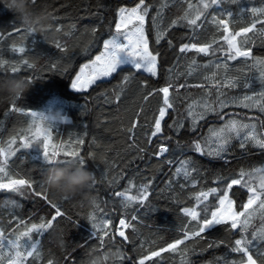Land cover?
<instances>
[{
  "label": "trees",
  "instance_id": "obj_1",
  "mask_svg": "<svg viewBox=\"0 0 264 264\" xmlns=\"http://www.w3.org/2000/svg\"><path fill=\"white\" fill-rule=\"evenodd\" d=\"M136 2L137 0H29L28 6L32 12L43 11L49 15L50 19L46 22L48 31L56 32L59 42L67 50L61 52L55 46H48L43 42L40 34H33L29 37L26 43V52L23 54L13 52L11 47L14 42L21 43L20 34L9 36L8 33L13 31L14 27H23L24 29L26 27L15 18L12 12L6 10L3 4H0V32L4 33L5 36V40H0V58L10 62H19L21 59L28 58L30 63L34 64L35 62L33 68L22 65V70L15 73L16 75L0 70V81L13 78H25L26 82L28 81L31 88L22 98L15 99L17 107L25 111H41L49 108L62 109L71 118V124L54 128L53 140L55 144L61 145L62 142L68 143L79 138L84 139L85 143L76 145V147L79 148L81 156L85 160V168L95 175L96 184L89 189V192L95 196L96 203L99 204L98 209L81 196L68 201L64 200L57 192L46 190L42 185V177L47 165L43 162L42 149L39 144L29 149L20 148L16 155L10 158L8 170L14 177L30 178L35 183L32 190L24 189V198L18 193L0 189V228L4 230L5 236L15 239L26 227L32 223H39L41 217L50 218L54 214V209L50 207L48 202L40 195H34L33 192L46 191L48 199L59 203L62 211L66 214L65 217L59 218L55 222L56 226L44 235L42 255L39 258L35 256L28 258L25 264H37L38 262H40L38 264H48L49 260H52L54 264H86L90 254L109 249L123 252V258H120L116 264H136L140 257L148 254V251L158 250L160 247L182 237L183 234L179 230L187 223L188 218L182 214L181 209L194 206V193L216 187L217 184H214L213 181L217 177L236 178L241 169L247 171L264 165V149L256 148L253 145H247L242 149L235 138L227 146L222 158L209 156L207 150L204 154H200L194 149V142L197 141L204 143L207 149L206 141L214 139L210 129L220 128L226 119H237L239 116H244L245 113L239 106L229 104L221 111L218 104H214L216 112L209 111L205 119L199 120L195 131L192 130V120L187 116L186 111L187 105L193 100L208 98L215 102L218 95L220 99L230 100L233 97L248 95L255 89H261L264 84L258 77L260 71L264 69L255 65L254 61L256 58L264 59V37L250 33L253 40L245 47L252 49L254 59L240 58L235 61H226L220 52L208 57L195 52H179L182 44L212 43L214 37L218 39L223 35V32H218L217 26L212 23L214 14L219 15L218 13L225 9L237 13L235 21L230 26L234 30H239L251 22L250 13H246L244 19L240 18V9L264 7L263 0H236L234 3L232 0H225L219 8L213 6L206 10L203 20L198 21L201 27L193 31L185 21L181 20L180 26L171 28L166 38L159 44L156 43V28L151 20L156 9H161L162 21L160 23L163 27H167L173 19L184 14L188 4L186 0H168V6L162 8L164 0H147L152 8L150 9V17L146 20L145 29L149 37V45L151 44L150 50L153 54H158L157 75L153 77L142 71L137 72L135 69L126 67L123 71L96 82L87 91L74 92L71 90L72 81L78 74L80 67L99 55L103 50V40L109 37L110 29L114 32V22L117 19L115 13H117L118 8L121 6L132 7ZM192 2L195 4L197 0H192ZM194 12L195 9H192L190 15ZM61 25H63V30L57 32L56 28ZM73 25H75L74 29ZM94 26H98L97 38L90 44L93 39L90 30ZM257 27L259 28L260 25ZM65 32H71V35H65ZM169 40H171V44L168 43ZM220 43L223 44V41ZM217 46L219 45H214V47ZM223 46L227 47L226 45ZM86 47L87 52L84 51ZM191 58L197 60L198 67L189 75ZM246 61L248 62L246 63ZM217 63L221 65L228 63L227 73L223 67L216 69L214 65ZM205 64H208V67H204ZM129 70L134 73V76L121 91V81L124 74H128ZM213 72L217 73L216 79L222 82L226 75L239 77L240 87L227 89L225 87L219 89L212 87L211 80L205 79V77ZM245 79L250 80L253 86L245 89L243 87ZM186 81L187 83H185ZM145 82H147L146 88L144 87ZM168 83L177 86L185 84V87L179 90V94L176 93L175 88L170 90L175 98V110H169L170 114L162 122L164 127L161 138H153V143L149 145L148 135L152 131L153 116L158 115V108L162 105L163 96L162 93H157L150 97L147 102L144 101L143 96L154 89L166 86ZM196 84L204 85V87L190 88L188 86ZM208 91L211 93L210 97L207 96ZM117 93H120L118 102L116 100ZM12 101L13 99L8 98L6 94H0V143L2 142L0 146L2 147H7L8 141L14 136L17 137V144H19V136L28 134L26 130L30 117L12 111ZM17 101L20 103L17 104ZM141 107H143L144 112L139 117L140 127L135 129V146H133V140L129 139L128 129L131 127L132 121L136 119V113ZM221 115L224 116V119L220 118ZM247 118L261 119L260 114L257 113H252ZM173 121L177 124L183 123L184 126L179 129L167 127ZM8 122L10 123L8 124ZM164 137H171V139H163ZM161 142L167 144L170 151L164 157L157 158L154 155L156 150L158 151L156 144ZM140 148H144L145 151L141 152ZM60 159L67 158L60 157ZM184 159L190 160L192 166L197 169L188 181H185L183 176L176 177L174 175L176 167H179L180 161ZM166 160H172L173 163L169 164ZM124 163L126 164L124 165ZM69 164L60 166H80L78 161ZM32 166L34 167L33 170ZM23 169L25 172L22 171ZM145 178L151 182V196L149 195L147 205L145 207L136 205L127 210L122 209L120 199L115 198L113 193L124 191L128 187L129 181H133L138 186L145 182ZM193 181L196 186L192 188ZM4 182H7V178L4 179ZM180 184H184L185 187L182 188ZM220 186L223 187V182ZM133 192H135V188H133ZM25 194L32 195L28 197ZM231 196L241 208L243 203L247 201L246 189L234 186ZM26 197L29 200H25ZM89 213H95L98 217L108 214L115 226L122 218V214H126L129 220L135 214L138 216V221H132V223L136 225V231L126 230L129 241L116 237L115 242H113L111 238H106L103 246H101L97 239L90 237L91 224L87 219ZM16 218L24 221V223H18ZM261 225L262 220L258 215L249 228V238H251V233L259 229ZM225 229L226 226L218 225L206 232L204 239L197 238L187 241L186 244L189 246L186 257L187 264H230L232 260L238 261L242 254L238 255V253L232 252L231 248L234 247V240L240 237V233ZM219 241H224V243L216 246ZM78 242L79 244H77ZM209 244L213 246L208 247ZM183 247L182 245L181 248ZM262 252H264V241H254L253 255L260 261V264H264V257L259 255ZM162 257V260L154 259L146 262V264H182L179 254L165 252L162 253ZM7 260L8 257L6 256L3 264H7Z\"/></svg>",
  "mask_w": 264,
  "mask_h": 264
},
{
  "label": "snow or ice",
  "instance_id": "obj_2",
  "mask_svg": "<svg viewBox=\"0 0 264 264\" xmlns=\"http://www.w3.org/2000/svg\"><path fill=\"white\" fill-rule=\"evenodd\" d=\"M186 2L188 8L184 14L173 19L167 27H163L160 23L162 21L161 9H156L155 15L151 16L152 23L156 28L157 44L166 38L171 28L180 26L181 20L185 21L193 31L201 27L198 21H201L205 17L206 10L213 6L219 8L225 0H197L195 4L192 0H186ZM232 2L234 3L236 0H232ZM167 6L168 0H164L161 7L166 8ZM151 8L152 5L147 0H137L132 7L121 6L118 8L116 13L117 19L114 22V32L110 29L109 37L103 40V51L99 55H96L90 63L80 68L79 74L72 81L71 87L74 91H86L89 86L95 84L98 80L111 77L119 71H123L126 67L135 69L137 72L143 70L153 77L157 75L158 54H153L150 50L149 37L146 35L145 29L146 20L150 17ZM192 9H195V12L190 15ZM246 13L251 14V22L239 30H234L230 26L235 21L237 13L225 9L219 15L214 14L212 16V23L217 26L218 31L223 32V35L218 39L214 37L212 43L199 45L196 43L182 44L179 52H195L205 57L214 56L217 52H220L226 61H235L240 58H244L245 60L254 59L252 49L245 47V45L253 40V36L249 35L250 33L253 35L259 34L264 37V7L241 8L239 12L240 18L244 19ZM257 25H260V27L258 28ZM72 27L74 29L75 25ZM62 30L63 25L56 28L57 32ZM90 31L93 38L90 41L91 44L97 38L98 26L92 27ZM17 33L20 34L21 43L17 44L14 42L11 46L12 51L23 54L26 52V43L29 37L33 35V31L31 29L25 30L23 27H14L13 31H10L8 35L12 36ZM65 35H71V32H65ZM4 38V33L0 32V40ZM221 41H223V44L220 43ZM168 43L171 44V40ZM214 45L219 46L214 47ZM55 47L61 52L67 50L59 41H57ZM84 51L87 52V47ZM254 62L255 65H259L264 69V59L256 58ZM22 65H26L28 68L34 67V64L30 63L27 59H21L19 62H10L0 58V70L2 71L15 74L22 70ZM214 66L216 69L223 67L226 73L229 69L228 63H224L223 65L217 63ZM53 67H55V64H53ZM197 67L198 62L193 58L189 65L190 71L188 74L190 75ZM204 67H208V64H205ZM133 76L134 73L130 70L128 74L124 75L120 84L121 91ZM216 76L217 73L213 72L205 77V79L211 80L212 87H216L217 89L220 87H240L239 77H228L226 75L222 82L216 79ZM260 80L264 84V70L260 71ZM188 86L204 87L201 84ZM252 86V82L245 79L243 87L250 88ZM144 87H147V82L144 83ZM184 87L185 84L177 86L168 83L166 86L154 89L143 96L145 102L149 101V98L157 93H162L163 96L162 105L158 108V115L153 116L152 131L148 135L149 145L153 143V138H161L164 127L162 122L170 114L169 110H175V98L170 90L175 88L176 93L179 94V90ZM210 95L211 93L208 91L207 96L210 97ZM256 97H259V99ZM119 99L120 93H117V102ZM214 104H218L221 111L228 107L229 104H236L239 107L249 109L257 107L261 112H264V90L254 92L251 95L245 94L243 97H233L230 100L220 99L219 95L215 102L208 98L193 100L186 108L187 116L192 120L193 131L196 130L199 120L205 119L209 111L216 112ZM11 110L30 117V120L26 130L28 134L19 136V144H17V137H12L8 141L7 147L0 146V189L23 195L24 189L32 190L34 188L35 182L32 179L14 177L8 170L10 158L15 156L20 148L29 149L39 144L42 149L44 164H51L55 161L60 165H66L73 161H78L80 167H85V160L81 156L79 148L76 147V145H83L85 143L83 138H79L74 142H62L61 145H57L54 143L52 135L54 128L45 127L41 120L38 119L39 113L36 111H25L17 107L15 99L12 101ZM143 112L144 109L141 107L136 113V119L132 121L131 127L128 129L130 133L129 139L133 140V146H135V129L140 127L139 117ZM220 118L224 119V116L221 115ZM183 126V123L177 124L175 121L167 125V127L177 129ZM210 132L214 139L206 141L207 149L204 143L200 141L194 142L196 152L204 154L207 150L209 156L222 158L223 153L226 152L227 146L233 138L240 140V147L242 149L249 142L255 147L264 149V135L260 134L256 123H246L232 118L227 119L220 128L210 129ZM163 139H171V137H164ZM157 148L158 151L154 153L157 158L164 157L170 151L169 146L163 142L157 144ZM140 151L144 152L145 149L140 148ZM60 157L67 159H60ZM166 162L169 164L173 163L172 160H166ZM196 171L197 169L192 166V162L184 159L180 161V166L176 167L174 175L176 177L183 176L184 180L188 181ZM5 178H7V182H4ZM222 182L223 187L220 186ZM150 183L147 178H145V182L138 186L133 181H129V185L124 191H115L113 195L120 199L122 209L127 210L136 205L145 207L149 201ZM213 183L217 184V186L211 187L208 190H200L193 194V199L195 200L194 206L181 209L182 214L188 218L187 223L179 230L183 234L182 237L168 243L164 247H160L158 250L148 251V254L140 257L136 264H146V262L153 261L154 259L162 260V253L165 252L179 254L182 264H187L186 257L189 252V246L186 242L196 240L197 238L204 239V234L218 225L226 226V231H238L240 233V237L234 240V247L231 248V251L242 254V257L238 261L232 260L230 264H260V261L253 255V250L254 241H264V165L247 171L241 169L236 178L217 177ZM95 184L96 180L91 187ZM191 186L195 187L196 183L193 181ZM234 186L246 189L247 191V201L243 203L242 208L231 196ZM181 187L183 188L185 185L181 184ZM133 188H135V192H133ZM33 194L40 195L41 198L45 199L50 207L54 209V214L50 218L41 217L39 223H32L24 231L20 232L15 239L5 236L4 230L0 228V264H3L6 256L8 257L7 264H25L26 260L30 257L35 256L39 258L42 255V239L44 235L56 226L55 222L59 218L66 215L59 203L48 199L46 191L40 193L33 192ZM94 206L99 209L98 203L95 202ZM258 215L262 220V225L256 231H253L251 238H249V228L252 226V221ZM16 219L18 223H24L19 218ZM87 219L91 224L90 237L97 239L100 245L103 246L106 238H111L113 242H115L116 237L129 241L126 230L131 229L132 231H136L135 224L132 221H138V216L133 214L131 220H129L126 214H122L118 227L114 225L113 220L108 214L98 217L95 213H89ZM153 243L155 242L153 241ZM222 243L224 241H219L216 246ZM182 245L184 246L183 248H181ZM212 246V244L208 245V247ZM259 255L264 257V252ZM122 258L123 254L121 255ZM48 264H54V262L49 260Z\"/></svg>",
  "mask_w": 264,
  "mask_h": 264
},
{
  "label": "clouds",
  "instance_id": "obj_3",
  "mask_svg": "<svg viewBox=\"0 0 264 264\" xmlns=\"http://www.w3.org/2000/svg\"><path fill=\"white\" fill-rule=\"evenodd\" d=\"M29 0H0L5 9L12 12L15 18L33 34H40L43 42L48 46H55L59 41L57 33L48 31L46 22L50 19L45 12H32L28 6ZM31 88L24 78H13L0 81V94H6L10 99L22 98ZM38 119L45 127H60L72 123L71 118L62 109L49 108L36 111ZM47 168L42 177V185L46 190L55 191L64 200L71 201L77 196L83 197L91 204H95L96 198L89 189L95 182V175L85 167L60 166L53 161L46 164ZM51 230V229H50ZM122 253L118 250H106L92 253L87 258L86 264H116Z\"/></svg>",
  "mask_w": 264,
  "mask_h": 264
},
{
  "label": "bare ground",
  "instance_id": "obj_4",
  "mask_svg": "<svg viewBox=\"0 0 264 264\" xmlns=\"http://www.w3.org/2000/svg\"><path fill=\"white\" fill-rule=\"evenodd\" d=\"M264 1V0H263ZM260 2V1H259ZM116 14V13H115ZM180 14V13H179ZM219 14V13H218ZM207 18V17H206ZM209 18V17H208ZM203 20V19H202ZM206 20V19H205ZM182 22V21H181ZM201 23V22H200ZM203 23V22H202ZM242 24V23H241ZM201 25V24H200ZM209 25H211V24H209ZM238 26V25H237ZM212 27H214V26H212ZM26 29V28H25ZM214 32V31H213ZM219 32V31H218ZM149 33V32H148ZM250 35V34H249ZM190 36V35H189ZM216 36V35H215ZM259 36V35H258ZM18 38V37H17ZM67 38V37H66ZM70 38H71V36H70ZM194 38V37H193ZM7 39V38H6ZM72 39V38H71ZM171 39V38H170ZM5 40V39H4ZM203 40V39H202ZM264 40V39H263ZM3 42V41H2ZM39 42V41H38ZM204 43V42H203ZM33 45V44H32ZM151 45V44H150ZM69 47V46H68ZM103 47V46H102ZM152 47H153V45H152ZM179 53V52H178ZM85 54V53H84ZM194 54V53H193ZM42 55V54H41ZM179 55V54H178ZM185 55V54H184ZM191 55V54H190ZM195 55V54H194ZM200 55V54H199ZM185 57V56H184ZM262 57V56H261ZM164 58V57H163ZM28 59V58H27ZM181 59V58H180ZM192 59V58H191ZM197 59H199V58H197ZM223 59V58H222ZM38 61H39V59H38ZM48 61V60H47ZM170 62V61H169ZM174 62V61H173ZM226 62V61H225ZM242 62V61H241ZM248 61H246V63H247ZM43 63V62H42ZM229 63V62H228ZM234 63V62H233ZM34 64H35V62H34ZM174 64V63H173ZM180 64V63H179ZM239 64V63H238ZM252 64V63H251ZM246 67V66H245ZM244 67V68H245ZM222 68V67H221ZM201 69V68H200ZM46 70H48L47 68H46ZM180 70V69H179ZM211 70H212V68H211ZM172 71V70H171ZM206 71V70H205ZM158 72V71H157ZM207 72V71H206ZM209 72V71H208ZM40 74V73H39ZM175 74V73H174ZM16 75V74H15ZM61 75V74H60ZM65 75V74H64ZM125 75V74H124ZM194 75V74H193ZM207 75V74H206ZM195 76V75H194ZM176 77V76H175ZM205 77V76H204ZM246 77V76H245ZM198 78V77H197ZM25 79V78H24ZM137 79V78H136ZM162 79V78H161ZM175 79V78H174ZM180 79V78H179ZM199 79V78H198ZM133 81V80H132ZM146 81V80H145ZM28 82V81H27ZM205 82V81H204ZM47 83V82H46ZM109 83V82H108ZM174 83V82H173ZM185 83H187V81L185 82ZM206 83V82H205ZM190 84V83H189ZM258 84V83H257ZM52 85V84H51ZM134 85V84H133ZM165 85V84H164ZM56 86V85H55ZM141 87V86H140ZM139 87V88H140ZM116 88V87H115ZM190 88H192V87H190ZM208 88H210V87H208ZM114 89V88H113ZM182 89V88H181ZM196 89V88H195ZM195 89H193V90H195ZM227 89V88H226ZM246 89V88H245ZM138 90V89H137ZM191 90V89H190ZM231 90V89H230ZM58 91V90H57ZM175 92V91H174ZM234 92V91H233ZM237 92V91H236ZM239 92V91H238ZM34 93H36V92H34ZM183 93V92H182ZM107 94V93H106ZM237 94H239V93H237ZM45 95V94H44ZM69 95V94H68ZM95 96V95H94ZM103 96V95H102ZM129 96V95H128ZM200 96V95H199ZM211 96V95H210ZM226 96V95H225ZM99 97V96H98ZM160 97V96H159ZM190 97V96H189ZM43 99H44V97H43ZM62 99V98H61ZM64 99V98H63ZM97 99V98H96ZM187 99V98H186ZM19 100V99H18ZM86 100V99H85ZM102 100V99H101ZM130 100V99H129ZM156 100V99H155ZM26 101V100H25ZM18 103H20L19 101H17V104ZM89 103V102H88ZM157 103V102H156ZM160 104V103H159ZM78 105V104H77ZM118 105V104H117ZM71 106V105H70ZM82 106H84V105H82ZM31 109V108H30ZM228 111V110H227ZM69 112V111H68ZM13 113V112H12ZM9 114H11V113H9ZM23 116V115H22ZM209 116V115H208ZM259 116V115H258ZM10 117H11V115H10ZM262 117V116H261ZM6 118H7V116H6ZM12 118V117H11ZM27 118V117H26ZM76 118V117H75ZM24 119V118H23ZM171 119V118H170ZM213 120V119H212ZM220 120V119H219ZM6 121H7V119H6ZM10 122H8V124H9ZM16 123H17V121H16ZM27 123V122H26ZM179 123V122H178ZM20 124V123H19ZM24 124V123H23ZM28 124V123H27ZM21 125V124H20ZM169 125V124H168ZM192 125V124H191ZM27 126V125H26ZM65 126V125H64ZM131 126V125H130ZM146 127V126H145ZM206 127V126H205ZM22 128V127H21ZM66 129V128H65ZM87 130V129H86ZM148 130V129H147ZM14 131V130H13ZM138 131V130H137ZM19 132V131H18ZM205 132V131H204ZM16 134H17V131L15 132ZM176 133V132H175ZM189 133H191V132H189ZM10 134V133H9ZM12 134V133H11ZM25 134H27V133H25ZM138 134V133H137ZM144 134V133H143ZM15 135V134H14ZM176 135V134H175ZM65 136V135H64ZM15 137V136H14ZM61 137H62V135H61ZM146 137V136H145ZM128 138V137H127ZM116 140V139H115ZM128 140V139H127ZM134 140H135V138H134ZM2 143V142H1ZM0 143V144H1ZM158 143V142H157ZM3 145V144H2ZM157 145V144H156ZM156 147V146H155ZM149 148V147H148ZM257 148V147H256ZM124 149V148H123ZM233 150V149H232ZM252 150V149H251ZM250 150V152H252ZM255 151V150H254ZM260 151V150H259ZM31 152V151H30ZM156 152H157V150H156ZM190 153V152H189ZM245 153V152H244ZM243 153V154H244ZM25 154V153H24ZM99 154V153H98ZM127 154H128V152H127ZM173 154V153H172ZM178 154V153H177ZM182 154V153H181ZM187 154V153H186ZM229 154V153H228ZM261 154V153H260ZM136 155V154H135ZM183 155V154H182ZM195 155V154H194ZM102 156V155H101ZM184 156V155H183ZM237 156V155H236ZM254 156V155H253ZM252 156V157H253ZM258 156H259V154H258ZM17 157V156H16ZM195 157V156H194ZM26 158V157H25ZM28 158V157H27ZM114 158V157H113ZM117 158V157H116ZM173 158V157H172ZM221 158V157H220ZM242 158V157H241ZM17 159V158H16ZM214 159V158H213ZM24 160V159H23ZM26 160V159H25ZM135 160V159H134ZM196 160V159H195ZM206 160H208V159H206ZM258 160V159H257ZM28 161V160H27ZM36 161V160H35ZM34 161V162H35ZM39 161H40V159H39ZM131 161V160H130ZM212 161V160H211ZM16 162V161H15ZM17 163H19V162H17ZM21 163V162H20ZM19 163V164H20ZM37 163V162H36ZM43 163V162H42ZM97 163V162H96ZM223 163V162H222ZM228 163V162H227ZM23 164V163H22ZM33 164V163H32ZM87 164V163H86ZM126 163H124V165H125ZM139 164V163H138ZM12 165V164H11ZM29 165V164H28ZM70 165V164H69ZM96 165V164H95ZM122 165V164H121ZM134 165V164H133ZM154 165V164H153ZM22 166V165H21ZM18 167V166H17ZM23 167V166H22ZM31 168V167H30ZM33 166H32V170H33ZM151 168V167H150ZM162 168V167H161ZM166 168V167H165ZM27 169V168H26ZM20 170V169H19ZM19 170H18V172H19ZM23 172H25L24 171V169L22 170ZM31 172V171H30ZM168 172V171H167ZM23 174V173H22ZM30 174V173H29ZM39 174V173H38ZM107 174V173H106ZM13 175V174H12ZM15 175V174H14ZM169 175V174H168ZM28 176V175H27ZM36 177H37V174H36ZM130 177V176H129ZM6 179V178H5ZM155 180V179H154ZM159 184V183H158ZM162 185V184H161ZM181 185V184H180ZM193 188V187H192ZM95 189V188H94ZM6 191V190H5ZM28 193V192H27ZM50 193V192H49ZM48 193V194H49ZM26 195V194H25ZM30 195H32V194H30ZM30 195L28 196V195H26V196H28V197H30ZM23 196V195H22ZM150 196H151V194H150ZM36 197V196H35ZM34 197V198H35ZM3 198H4V196H3ZM23 198H24V196H23ZM116 198V197H115ZM1 199V198H0ZM25 200H29V199H27V197L25 198ZM60 200V199H59ZM40 204V203H39ZM39 206V205H38ZM45 206V205H44ZM80 207H81V205H80ZM153 207V206H152ZM2 208V207H1ZM21 208V207H20ZM37 208V207H36ZM35 208V209H36ZM43 208V207H42ZM62 209V208H61ZM137 209V208H136ZM48 210V209H47ZM49 210L51 211V209L49 208ZM81 210V209H80ZM54 211V210H53ZM34 212V211H33ZM38 212H39V210H38ZM30 213H32V212H30ZM46 213V212H45ZM47 214H49V212H47ZM35 216V215H34ZM47 216V215H46ZM25 218V217H24ZM88 218V217H87ZM22 219V218H21ZM1 221V220H0ZM16 221V220H15ZM88 221V220H87ZM7 222V221H6ZM144 222V221H143ZM26 223H28V222H26ZM136 226V225H135ZM22 227V226H21ZM87 227V226H86ZM7 228V227H6ZM81 229V228H80ZM50 238H52V237H50ZM88 238V237H87ZM84 239V238H83ZM81 240V239H80ZM91 240V239H90ZM47 241H48V239H47ZM89 241V240H88ZM93 241H95V240H93ZM52 243H54L53 241H52ZM110 243V242H109ZM129 243V242H128ZM77 244H79V242L77 243ZM82 244V243H81ZM97 244V243H96ZM49 245H50V243H49ZM128 245V244H127ZM51 246V245H50ZM97 247V246H96ZM80 248V247H79ZM131 249V248H130ZM122 251V250H121ZM230 251V250H229ZM55 252V251H54ZM123 253V252H122ZM229 254V253H228ZM239 255V254H238ZM241 255V254H240ZM232 256V255H231ZM231 256H229V257H231ZM228 257V256H227ZM50 258V257H49ZM48 258V259H49ZM223 259V258H222ZM42 260V259H41ZM61 260V259H60ZM80 262V261H79ZM35 263V262H34ZM38 263H40V262H38ZM37 263V264H38ZM31 264V263H30ZM223 264V263H222Z\"/></svg>",
  "mask_w": 264,
  "mask_h": 264
},
{
  "label": "rangeland",
  "instance_id": "obj_5",
  "mask_svg": "<svg viewBox=\"0 0 264 264\" xmlns=\"http://www.w3.org/2000/svg\"><path fill=\"white\" fill-rule=\"evenodd\" d=\"M146 35H147V32H146ZM103 51V50H102ZM88 63H90V62H88ZM88 63H85V64H88ZM85 64H83V65H85ZM82 65V66H83ZM81 66V67H82ZM80 67V68H81ZM142 72H144L143 70H141ZM79 72H80V69H79V71H78V74H79ZM144 73H147V72H144ZM147 74H149V73H147ZM107 78H109V77H107ZM107 78H103V79H101V80H105V79H107ZM75 79V78H74ZM258 79H260V76L258 77ZM98 81H100V80H98ZM97 81V82H98ZM94 85V84H93ZM93 85H91V86H89L88 87V89L90 88V87H92ZM87 89V90H88ZM71 90L72 91H74L73 89H72V87H71ZM86 90V91H87ZM261 90H264V86L261 88V89H255L252 93H250V94H248V95H251V94H253L254 92H259V91H261ZM74 92H76V91H74ZM257 99H259V97H256ZM241 109H243L242 111H243V113H245V115L244 116H239V117H237V119H239V120H241V121H243V122H246V123H248V122H251V123H256L257 124V126H258V131L260 132V134L261 135H264V130H263V127H262V125H264V112H261L257 107H253V108H244V107H240ZM252 113H257V114H260V117H261V119L260 120H258V119H252V118H247V116L248 115H251ZM227 120V119H226ZM225 120V121H226ZM225 123V122H224ZM224 123H222V126H223V124ZM236 141L239 143V145H240V140H238V139H236ZM248 145H252V143L251 142H249L248 143ZM245 150V149H244Z\"/></svg>",
  "mask_w": 264,
  "mask_h": 264
},
{
  "label": "built area",
  "instance_id": "obj_6",
  "mask_svg": "<svg viewBox=\"0 0 264 264\" xmlns=\"http://www.w3.org/2000/svg\"><path fill=\"white\" fill-rule=\"evenodd\" d=\"M118 226H119V223H118Z\"/></svg>",
  "mask_w": 264,
  "mask_h": 264
}]
</instances>
